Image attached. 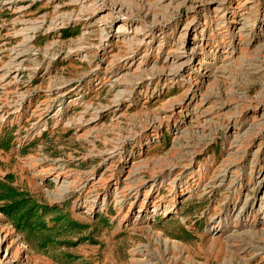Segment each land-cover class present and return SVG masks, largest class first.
<instances>
[{"label":"rangeland","instance_id":"1","mask_svg":"<svg viewBox=\"0 0 264 264\" xmlns=\"http://www.w3.org/2000/svg\"><path fill=\"white\" fill-rule=\"evenodd\" d=\"M263 175L264 0H0L13 264H264Z\"/></svg>","mask_w":264,"mask_h":264},{"label":"bare ground","instance_id":"2","mask_svg":"<svg viewBox=\"0 0 264 264\" xmlns=\"http://www.w3.org/2000/svg\"><path fill=\"white\" fill-rule=\"evenodd\" d=\"M239 30H241V29H239ZM134 174H135V172H132V173L129 172V177L132 178V176ZM262 178H261L262 179L261 184H264V175ZM55 180H56L57 184L58 183L61 184V187L63 188V194L69 190L70 185L68 183H66L65 181H61L59 178H56ZM147 196H148V192L144 197H147ZM261 198H260L261 200H259L260 202L264 200V191L261 195ZM103 205H104V199L102 202V206ZM147 208H148L147 203H145L144 206H142L141 208H138V210L135 211L134 215L131 213V216H134V221L140 222L142 217L146 216ZM150 208H151V211H149L148 213L151 214L150 219L151 218L153 219V218H155V216L157 214H159V211L162 212L163 214H165V213H167V211L175 210L176 202L167 204V206L153 205ZM132 210H133V208H132ZM258 220H259L258 224H252V226H255V225L263 226L262 232H264V202L263 203L261 202V204H260ZM226 227H227V224L222 222V223H219V226L217 228H215L214 230L218 231L219 233H222V232H224ZM156 238H157L158 242L162 243L164 246H167V242L163 241L159 237H156ZM16 247H17V241L11 239L10 234H8V232L5 228H0V264H13V261H15L14 253H16L17 256H20L23 253L21 248L17 249ZM14 248H15V250H14Z\"/></svg>","mask_w":264,"mask_h":264}]
</instances>
